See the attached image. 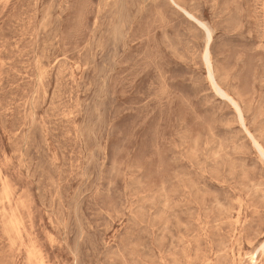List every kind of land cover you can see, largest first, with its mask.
<instances>
[{
  "label": "rangeland",
  "instance_id": "rangeland-1",
  "mask_svg": "<svg viewBox=\"0 0 264 264\" xmlns=\"http://www.w3.org/2000/svg\"><path fill=\"white\" fill-rule=\"evenodd\" d=\"M259 146L264 0H0V264H264Z\"/></svg>",
  "mask_w": 264,
  "mask_h": 264
},
{
  "label": "bare ground",
  "instance_id": "bare-ground-1",
  "mask_svg": "<svg viewBox=\"0 0 264 264\" xmlns=\"http://www.w3.org/2000/svg\"><path fill=\"white\" fill-rule=\"evenodd\" d=\"M194 17V16H193ZM191 18V17H190ZM198 20V19H197ZM197 22V21H196ZM202 26L206 29L207 33H208V39L211 40V32L208 30V28L202 24ZM210 44V43H209ZM210 46V45H209ZM208 48V47H207ZM205 60H206V63H207V66H208V70H209V75H210V78L212 79L211 81L213 82L216 90L222 95L221 98H226V99H229L231 102H233L234 106L236 107V109L240 112V109H239V106L236 102L233 101V99L225 92L223 91L215 82V79H214V75H213V72H212V69H211V59H210V52H209V48L206 50V56H205ZM229 101V102H230ZM230 102V103H231ZM248 133V132H247ZM250 134V133H249ZM251 135V134H250ZM259 150H260V153L262 154V156H264V151L263 149L259 146ZM235 235V234H234ZM264 246V245H263ZM251 247V246H250ZM260 252V251H259ZM257 254V253H256ZM258 256V255H256ZM255 256V254L253 255L252 257V264H256L257 262V257ZM242 257V256H241ZM242 262V261H241Z\"/></svg>",
  "mask_w": 264,
  "mask_h": 264
}]
</instances>
